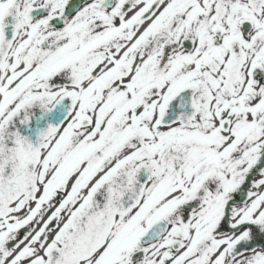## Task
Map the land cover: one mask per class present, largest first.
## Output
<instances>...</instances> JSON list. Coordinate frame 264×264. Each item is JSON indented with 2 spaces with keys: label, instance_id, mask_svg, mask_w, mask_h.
<instances>
[{
  "label": "snow or ice",
  "instance_id": "1",
  "mask_svg": "<svg viewBox=\"0 0 264 264\" xmlns=\"http://www.w3.org/2000/svg\"><path fill=\"white\" fill-rule=\"evenodd\" d=\"M0 264H264V0H0Z\"/></svg>",
  "mask_w": 264,
  "mask_h": 264
}]
</instances>
